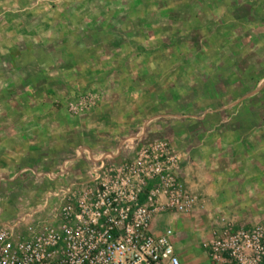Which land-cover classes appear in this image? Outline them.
<instances>
[{"label":"rangeland","instance_id":"rangeland-1","mask_svg":"<svg viewBox=\"0 0 264 264\" xmlns=\"http://www.w3.org/2000/svg\"><path fill=\"white\" fill-rule=\"evenodd\" d=\"M0 116V221L165 140L212 213L264 227V0H0ZM194 211L167 212L176 240Z\"/></svg>","mask_w":264,"mask_h":264},{"label":"built area","instance_id":"built-area-1","mask_svg":"<svg viewBox=\"0 0 264 264\" xmlns=\"http://www.w3.org/2000/svg\"><path fill=\"white\" fill-rule=\"evenodd\" d=\"M127 148L125 158H100L85 179L51 191L42 218L0 221V264H182L172 229L155 234L151 222L203 202L177 175L180 156L167 141ZM202 248L211 264H264V227L218 214Z\"/></svg>","mask_w":264,"mask_h":264},{"label":"crops","instance_id":"crops-1","mask_svg":"<svg viewBox=\"0 0 264 264\" xmlns=\"http://www.w3.org/2000/svg\"><path fill=\"white\" fill-rule=\"evenodd\" d=\"M0 119L4 120V117L0 116ZM0 152L1 153H4V130L3 131H0ZM186 173V171H185ZM187 180V181H186ZM183 181L186 183V182H190V185H192V187H195L196 189H198L199 191H202L203 189H201L200 187H198V183H194L195 181L194 180H190L187 176L184 177ZM204 193V192H203ZM206 199H212V198H216L217 196L215 195V193L209 191V194L205 195ZM201 201L203 202V206L202 207H198L194 212L195 213H198L200 215H202L204 212L203 215L206 216V218L211 215H213V219L208 227L207 230H205L204 232V238H207L209 236V231L211 229V227L213 226L214 224V221H215V217L218 215V214H222V215H226L227 217L231 218V216L229 215V212L227 211H224V210H221V209H215L213 211V213L211 212V207H212V202L211 204L207 205L204 203L203 199H201ZM167 212L166 213H161V214H158L156 215L152 222H151V229L153 231V233L155 234H158L162 229L168 227L169 225V219L167 218L166 216ZM200 215H195L193 214V217L191 218H186L184 220V224L182 225L183 228L179 227L181 229V231H185L182 233V238L181 240H176L175 237H174V233L172 234V242L174 244V249H175V252L178 254V256L180 257L181 261H182V264H211L210 261H209V258L207 257V254L206 252L204 251V249L202 248V246H199L195 243H191V240L189 239L188 240V233H187V230H188V227H190L191 224L193 223H198L199 219L198 217ZM237 224H240V225H243L241 223H238L237 221H235ZM192 226V225H191ZM193 227V226H192ZM187 229V230H186ZM183 247V248H182Z\"/></svg>","mask_w":264,"mask_h":264}]
</instances>
